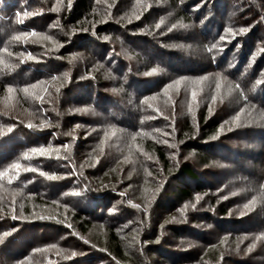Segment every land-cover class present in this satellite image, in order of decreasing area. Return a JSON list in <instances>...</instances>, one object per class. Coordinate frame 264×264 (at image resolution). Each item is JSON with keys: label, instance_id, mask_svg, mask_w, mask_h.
<instances>
[{"label": "trees", "instance_id": "trees-1", "mask_svg": "<svg viewBox=\"0 0 264 264\" xmlns=\"http://www.w3.org/2000/svg\"><path fill=\"white\" fill-rule=\"evenodd\" d=\"M15 162L0 264H264V0H0Z\"/></svg>", "mask_w": 264, "mask_h": 264}, {"label": "snow or ice", "instance_id": "snow-or-ice-1", "mask_svg": "<svg viewBox=\"0 0 264 264\" xmlns=\"http://www.w3.org/2000/svg\"><path fill=\"white\" fill-rule=\"evenodd\" d=\"M23 15L25 17H27V16H31L32 13L26 11V12L23 13ZM18 22L19 23H23V20L19 18V14H18ZM160 23H163V20H161ZM159 27H160V24H157V28H159ZM173 27H176V25H173ZM239 31L241 33H243L245 31H247V29L241 28V29H239ZM228 32L231 33L232 35H235V33L232 32L231 29H229ZM30 35L31 36H35L37 34L36 33H24V34H22V36L15 37V39L16 40H21V39H24V38H26V37H28ZM45 39H48V37H45ZM220 39L222 41L225 40V36H221ZM213 47H215V45H213ZM5 51H6V49H5ZM29 58H32L30 54H29ZM53 79H56V77H53ZM205 79H207V78L205 77ZM179 83H180L179 81H176V84H179ZM257 83H260V82L258 81ZM220 86L221 85L219 83H217V85H216L217 89H219ZM37 87L38 86L36 84H33V85H30L29 87H25V88L21 89V91L27 96L29 94L30 88L31 89H36ZM236 87L238 88L239 85H237ZM40 88H41V91L47 92V87L45 86V82H43V81L40 82ZM14 91H15V89H13L12 87H8V89H7V92L10 93V94L13 93ZM56 91H59V89H56ZM50 95L51 94L49 93V96ZM190 95H191V98L193 100H195L197 93H196L195 90H193ZM36 98L37 99H40L41 104H43L44 100H43V97L42 96H40L39 94H37ZM213 100H215V97H213ZM236 119H238V117ZM27 127L32 128L33 125L31 123H29L27 125ZM9 131H11V129H9ZM67 147H68L67 145L64 146L65 150L67 149ZM51 151H53V149H51V146H49V148H44V147L33 148L29 152H26V153L23 154V159L30 160L35 155H41V156L49 155ZM54 151H57L58 152L59 149H55ZM20 168H21V164L19 162H15V163L11 164L4 171H0V180H2L5 176H8L7 183L11 184L12 183V176L9 175V172H12L15 175H19L18 170ZM24 170L25 171H36L35 168L29 167V166H25L24 167ZM40 174L41 175H44V173H40ZM47 179H49V180H57V179H61V177H57L56 175H48L47 176ZM74 194L75 195H78L79 193H74ZM196 199H197V202H198L200 200V197H197ZM136 207H139V206H136ZM193 207H195V205H193ZM248 207H249V205H245V208H248ZM13 219H15V217H13ZM5 235H7V233ZM260 238L261 237H257V239H260ZM72 255L75 256L76 253H72Z\"/></svg>", "mask_w": 264, "mask_h": 264}, {"label": "rangeland", "instance_id": "rangeland-1", "mask_svg": "<svg viewBox=\"0 0 264 264\" xmlns=\"http://www.w3.org/2000/svg\"><path fill=\"white\" fill-rule=\"evenodd\" d=\"M235 18H236V20L237 21H239L238 20V18L235 16ZM241 19V18H240ZM160 25H162L161 23H160ZM50 39V38H49ZM48 39V40H49ZM51 41H52V39H51ZM84 59H88L87 57H83ZM221 75H218V74H215V73H209V74H203L201 77H199V78H192V79H190V80H187L186 82H185V84H187V83H191V82H193V81H195V80H197V82H196V84H198V85H200V86H204V87H208V88H211V91L212 92H219V91H221L222 89L220 88V89H217V87H216V84L217 83H219V82H217V81H219V77H220ZM205 77L207 78V79H205ZM214 86H215V89H214ZM73 92H76L77 91V93H78V91H80V89H79V87L77 86V87H75V88H73V90H72ZM13 97H15V94H13L12 95ZM148 102H149V104H150V109H152L153 108V106H157L158 107V104H162L163 103V101H162V99H161V97H159V96H155V97H152V98H150L149 100H148ZM239 103L240 102H238L236 105H239ZM247 106V105H246ZM252 107H253V109H255V110H258L256 107H254L253 105H251ZM242 107H245L244 105H242V106H240V109L242 110ZM252 109V110H253ZM152 111V110H151ZM243 111V110H242ZM80 138L82 139V137L80 136ZM261 148V147H260ZM260 148H258V149H260ZM251 153V152H250Z\"/></svg>", "mask_w": 264, "mask_h": 264}]
</instances>
